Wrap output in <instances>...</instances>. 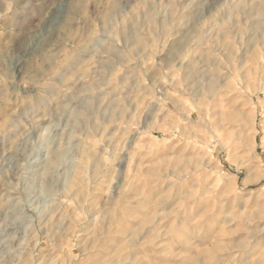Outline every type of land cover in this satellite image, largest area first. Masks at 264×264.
I'll list each match as a JSON object with an SVG mask.
<instances>
[{
    "label": "rangeland",
    "instance_id": "1",
    "mask_svg": "<svg viewBox=\"0 0 264 264\" xmlns=\"http://www.w3.org/2000/svg\"><path fill=\"white\" fill-rule=\"evenodd\" d=\"M0 264H264V0H0Z\"/></svg>",
    "mask_w": 264,
    "mask_h": 264
},
{
    "label": "bare ground",
    "instance_id": "2",
    "mask_svg": "<svg viewBox=\"0 0 264 264\" xmlns=\"http://www.w3.org/2000/svg\"><path fill=\"white\" fill-rule=\"evenodd\" d=\"M115 7V6H114ZM114 10V9H113ZM114 11H112V13H113ZM110 14V13H109ZM112 15H114V14H112ZM111 16V15H110ZM110 18V17H109Z\"/></svg>",
    "mask_w": 264,
    "mask_h": 264
}]
</instances>
